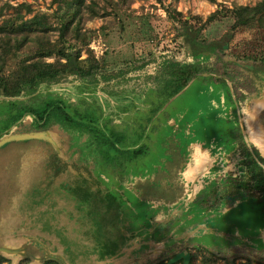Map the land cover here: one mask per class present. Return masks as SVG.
Returning a JSON list of instances; mask_svg holds the SVG:
<instances>
[{"label": "rangeland", "instance_id": "obj_1", "mask_svg": "<svg viewBox=\"0 0 264 264\" xmlns=\"http://www.w3.org/2000/svg\"><path fill=\"white\" fill-rule=\"evenodd\" d=\"M7 1L55 8L51 0H0V7ZM260 1L126 0L119 12L88 19L81 58L91 52L100 61L95 81L66 72L21 97L64 100L69 130H37L31 116L10 128L4 115L11 99L0 96V139L45 131L0 147V246L23 248L0 252L2 264L48 257L58 264H158L195 246L213 252L216 264H264V202L235 191L228 173L244 157L245 140L264 155V62L253 59L264 56V29L235 28L228 12ZM196 53L209 60H190ZM171 60L196 68L205 61L207 71L174 94L179 66ZM82 179L110 191L118 205L79 206L64 186ZM109 239L119 249L101 259L94 244Z\"/></svg>", "mask_w": 264, "mask_h": 264}, {"label": "trees", "instance_id": "obj_2", "mask_svg": "<svg viewBox=\"0 0 264 264\" xmlns=\"http://www.w3.org/2000/svg\"><path fill=\"white\" fill-rule=\"evenodd\" d=\"M125 1L103 0L104 5H100V0H51V5L55 6L51 13L36 9L29 2L12 4L7 1L1 5L0 96L11 99L7 104L9 111L4 115L10 128L20 125L27 116L32 117V125L37 130H46L52 124H59L65 129L69 128L73 116L64 100L60 98L44 100L43 98L32 102V100H21V97L35 94L43 84L55 81L66 72H74L85 81H95L100 61L91 52L86 58H81L82 49L89 44L91 38L88 31L83 30L84 24L88 19L96 16L104 17L119 12ZM157 1L163 2V0ZM106 3L111 6V9ZM221 12L222 10H216L205 23L215 20ZM228 12L235 18V28L264 29V0L255 6H239ZM168 14L170 18L178 17L179 22L191 26L190 20L186 19L181 12L168 10ZM197 32H200L199 28ZM53 33L57 34L56 38H52ZM53 55L57 56L54 61L45 60L46 57ZM201 55L194 54L195 59ZM204 58L202 59L209 60ZM253 59L264 62V56H255ZM173 63L179 66L174 94L180 92L194 76L207 71L204 66L207 64L205 61L199 68L193 67L194 64L188 61ZM7 68H10L8 73ZM90 81L88 83H93ZM69 105L72 106L71 103ZM75 111L77 112V109ZM239 150L243 151L244 157L237 163L235 172H228L231 175L232 187L235 186L233 187L235 191L243 190L257 201L264 202V155L247 140L242 143ZM133 152L137 154L142 150L136 148ZM220 186L222 184L215 185L214 189ZM64 187L71 191L79 206L94 202L96 208L100 204H105L106 210H111L118 205L117 198L111 195L110 191L107 190L103 194V189H96L93 182H88L87 179L78 180L75 187ZM222 198L220 197L221 200ZM137 236L138 234L134 233L128 240ZM94 248L100 254V258L104 259L117 253L119 243L109 239L100 244H94ZM195 248L194 252H188L180 257L174 256L158 264H195L199 256L202 264H216L215 254L208 248L202 246H195ZM3 260L4 258L0 257V264ZM19 264L32 263L26 260ZM37 264H58V262L48 257ZM240 264L254 263L247 260Z\"/></svg>", "mask_w": 264, "mask_h": 264}, {"label": "water", "instance_id": "obj_3", "mask_svg": "<svg viewBox=\"0 0 264 264\" xmlns=\"http://www.w3.org/2000/svg\"><path fill=\"white\" fill-rule=\"evenodd\" d=\"M42 137H45V131L44 132L33 131L30 133H9L0 139V147L16 139L23 140V139H31V138H42ZM22 249L23 248H8V247L0 246V252H5L7 254H20L22 253L21 252Z\"/></svg>", "mask_w": 264, "mask_h": 264}, {"label": "crops", "instance_id": "obj_4", "mask_svg": "<svg viewBox=\"0 0 264 264\" xmlns=\"http://www.w3.org/2000/svg\"><path fill=\"white\" fill-rule=\"evenodd\" d=\"M194 59H195V56H191V57H190V60H194ZM190 60H189V61H190ZM171 61L176 62V63H177V62H183V61H174V60H171ZM56 81H57V80H56ZM87 84L92 85L91 83H87ZM65 88H66V87H65ZM65 88H64V89H65ZM261 102H262V105H263V104H264V101L262 100ZM263 142H264V141H260V140H259V141H258V144H259L260 146L264 147V143H263ZM254 145H255V144H254ZM255 146H256V145H255ZM256 147H257V146H256ZM257 148H258V147H257ZM258 149H259V148H258ZM195 150H196V149H195ZM195 153H196V155H198L199 157H201V156L204 155V152L201 154V153H199V151H197V150H196ZM200 155H201V156H200ZM188 165H189V166H192L193 164L189 163Z\"/></svg>", "mask_w": 264, "mask_h": 264}]
</instances>
